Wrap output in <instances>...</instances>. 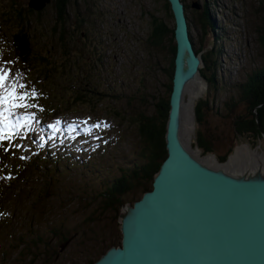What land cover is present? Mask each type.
I'll list each match as a JSON object with an SVG mask.
<instances>
[{
    "label": "rangeland",
    "instance_id": "374dc122",
    "mask_svg": "<svg viewBox=\"0 0 264 264\" xmlns=\"http://www.w3.org/2000/svg\"><path fill=\"white\" fill-rule=\"evenodd\" d=\"M27 1L0 0V68L11 70L6 84L15 78L25 85L22 91L38 93L25 101L35 108L14 110L34 119L0 147V264H90L119 241L120 206L115 213L104 211L98 195L105 179L138 155L136 121L154 116V104L166 97L167 41L154 46L149 34L153 20L168 29L173 21L162 0H68L62 21L55 0L40 11L28 9ZM182 3L205 83L195 100L201 112L195 131L210 149L201 154L217 158L241 143L264 149L261 136L251 142L233 127L237 117L248 116L243 88L264 66L258 42L264 0ZM202 10L212 32L201 21ZM19 28L31 46L32 64L24 72L11 46ZM87 87L102 93L108 88L118 98L80 101L73 92ZM56 121L61 125L49 127ZM140 193L137 188L122 203ZM62 236L70 237L65 244Z\"/></svg>",
    "mask_w": 264,
    "mask_h": 264
},
{
    "label": "water",
    "instance_id": "95a60500",
    "mask_svg": "<svg viewBox=\"0 0 264 264\" xmlns=\"http://www.w3.org/2000/svg\"><path fill=\"white\" fill-rule=\"evenodd\" d=\"M166 1L174 57L163 133L165 157L150 190L119 207V244L109 246L92 264H264V159H258L264 158V149L241 143L223 161L201 154L194 106L205 91L199 72L202 60L189 39L182 1ZM48 2L28 0L26 7L40 11ZM207 42L211 49L212 42ZM197 82L203 89L187 111V95ZM240 146L256 161L227 163ZM209 156L211 160H204Z\"/></svg>",
    "mask_w": 264,
    "mask_h": 264
},
{
    "label": "trees",
    "instance_id": "16d2710c",
    "mask_svg": "<svg viewBox=\"0 0 264 264\" xmlns=\"http://www.w3.org/2000/svg\"><path fill=\"white\" fill-rule=\"evenodd\" d=\"M67 2L68 0H55V9L58 12V19L60 21H62L60 14H62ZM162 2L164 11L171 17L167 1L162 0ZM201 16L203 24L209 25L210 31L212 32L213 27L210 23L211 19L209 18L207 10H202ZM165 38L167 41L168 53L170 55L166 71L169 79L168 84L166 85V97L158 100L157 103L154 104V116L141 115L140 119H138L139 122L138 120L136 121V129L138 130L139 140L141 142L140 151L136 157H133L130 163H124L123 166L118 168L119 173L117 175L105 179L104 187L98 195L101 200V208L103 207L102 209L104 211L107 210L113 211L114 213L117 212L118 207L123 204L122 202L124 199L129 194H132L135 190H137V188L140 189V195L137 198L130 199L129 202L137 200L144 191L150 190L152 176L165 157L163 133L168 109V95L170 91L172 61L174 57V43L172 29H168L161 21L153 20L149 34L150 43L157 46ZM258 42L262 47H264V35L258 37ZM11 46L15 56L17 57L20 68L22 69V72H24L26 66L32 64L30 63L31 46L28 34L21 28L17 29V31L11 35ZM19 76L20 74L17 75V77ZM21 81L22 78H18V82ZM106 90L109 91V93H102L101 91H96V89L87 87L86 89H78L73 93L80 101L86 99L90 102L92 98H95V102H97V104H99L100 100L103 98H118L117 94L110 92L108 88ZM85 92L87 94H85ZM242 95L244 96L245 101L246 99L249 101L247 109L248 116L244 119L237 117L234 120V132L238 136H245L249 138L248 134H246V130H248L252 134H255L256 137H259V130H261L262 134H264V66L257 72L253 73L252 77L249 79L248 85L243 88ZM194 107L195 119L199 122L201 118V112L199 111L200 102L196 103ZM195 140L197 146L202 150V152L210 151L207 144L199 137L198 132L196 133ZM227 155L228 154L217 157L218 161H223ZM69 238L70 237L66 238L65 236H62V243ZM118 244L119 241L115 245ZM111 245L112 244L107 245L100 254H102ZM93 261H91L90 264H92Z\"/></svg>",
    "mask_w": 264,
    "mask_h": 264
},
{
    "label": "snow or ice",
    "instance_id": "6c2138e0",
    "mask_svg": "<svg viewBox=\"0 0 264 264\" xmlns=\"http://www.w3.org/2000/svg\"><path fill=\"white\" fill-rule=\"evenodd\" d=\"M10 74V69L0 68V147H2L4 140L10 141L18 134V129L27 126L34 119V114L25 112L20 115L14 110L18 108H35L37 106L36 104L25 103L28 99H35L38 96L36 90L32 89L31 92L22 91L25 85L15 82V78L13 83L6 84V79ZM59 123L60 121H56L55 124L49 125V127L55 128ZM92 127L98 128L100 124ZM104 127H108V125L104 124ZM4 150L7 151V148Z\"/></svg>",
    "mask_w": 264,
    "mask_h": 264
},
{
    "label": "bare ground",
    "instance_id": "6f19581e",
    "mask_svg": "<svg viewBox=\"0 0 264 264\" xmlns=\"http://www.w3.org/2000/svg\"><path fill=\"white\" fill-rule=\"evenodd\" d=\"M203 89V83L201 82H197V84L195 85V88L193 89V91L187 95L185 104H184V108L185 110L187 109V111L190 110L191 104H192V100H193V96H196L198 94L199 91H201ZM184 113H186L184 111ZM187 137V133H185V139ZM240 157V158H239ZM237 158H239L237 160ZM234 159H236L234 161ZM258 159H264V158H258ZM204 160L208 161L211 160L210 156L204 158ZM240 161V163H244V164H249L250 162H254L256 161L255 157L252 156L251 151H249L246 146H240L239 148L236 149L235 151V155L227 161V163H229L230 165H236L238 164ZM263 162V160H262Z\"/></svg>",
    "mask_w": 264,
    "mask_h": 264
},
{
    "label": "flooded vegetation",
    "instance_id": "af4514ba",
    "mask_svg": "<svg viewBox=\"0 0 264 264\" xmlns=\"http://www.w3.org/2000/svg\"><path fill=\"white\" fill-rule=\"evenodd\" d=\"M240 99L242 100V102H244V104H246V109H248V105H249V101H248V99H246V101H245L243 95H241ZM244 118H245V114H244ZM244 118H243V119H244ZM259 131H261V130H259ZM259 133H260V132H259ZM246 134H248L250 140H254V139H256V138H255L256 135H255V134H252L250 131L246 130ZM260 136L262 137L263 140H259V142H260V143H264V135H262V133H260Z\"/></svg>",
    "mask_w": 264,
    "mask_h": 264
}]
</instances>
